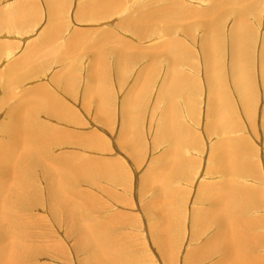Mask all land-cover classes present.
Returning a JSON list of instances; mask_svg holds the SVG:
<instances>
[{
    "label": "rangeland",
    "instance_id": "1",
    "mask_svg": "<svg viewBox=\"0 0 264 264\" xmlns=\"http://www.w3.org/2000/svg\"><path fill=\"white\" fill-rule=\"evenodd\" d=\"M64 1V7L55 13L57 36L52 37L50 46L43 47L47 50L35 54V59L32 57V66L28 63L30 66L17 75L11 90H7L8 65L21 59L26 47L40 44L48 33L51 35L47 29L52 15L47 0H0V128L7 121L8 110L22 99L44 93L39 98L55 104L54 109L48 104L49 110L43 109L35 115L36 125L51 136V155L90 169V173L83 171L76 179V200L87 207L85 217L78 221L82 224L87 221L92 228L100 224L106 229L105 236L112 240L113 253L116 251L117 255L112 260L117 264L217 262L220 255H213L214 242L208 243L217 228L213 220L208 227H202L195 214L211 209L207 198H198L206 189L215 187L208 197L222 201L217 198L216 188L223 185L226 176L217 165L223 164L228 151L230 156L237 153L232 159L239 165L240 175L233 173L226 178L232 177V182L244 188L239 194L237 185L227 188V192L235 195L232 199H238V207L230 214L236 219L247 217L256 221L257 231H254L258 233L253 234L260 235L262 240L264 73L261 69L264 68H261L260 51L264 48V0H226L228 3L221 8H215L216 0H115V4L109 3L111 6L95 0L101 5L89 16L79 13L90 0ZM29 3L37 11L36 17L31 15L28 22L18 21L23 27L16 25L14 12L17 11L13 10ZM241 4L246 5L242 23L248 25L245 31L241 30L243 48L246 46L249 53L245 59L241 50L242 60L237 62L247 63L245 77L250 79L249 89L245 88L244 93L233 76L231 54L232 34L240 24L238 20L236 23V7ZM171 7H175L176 17L168 14ZM210 9L215 13L220 10L214 18L217 26L212 43L221 45L213 49L216 50L213 56L214 62L217 59L221 65L222 81L211 80V63L204 50L207 24L201 16ZM151 13L157 14L154 16L157 20L154 24L150 20L142 34L141 30L135 31L125 24L130 17L135 21H141L138 18L142 15L146 20L151 19ZM180 16L184 18L179 21ZM165 44H169L168 48ZM154 50L157 52L151 54ZM63 51L67 54L60 53ZM64 74H70L68 80ZM93 76L98 81L96 86H92ZM103 85L107 92H103ZM217 92L218 106L226 112L221 115L224 122L215 112L211 113ZM248 100H251L249 104ZM221 123L225 126H219ZM218 143L221 148L230 143L234 152L220 153L221 161H218L215 152L219 150ZM47 169H52L49 160ZM37 175L40 179L34 178V188L39 189L41 203L33 211H22L17 231L19 235L26 231L29 238L24 237L21 243L40 252L37 264H87L84 251L78 249L76 231L70 229L71 220L52 212L48 184L40 173ZM163 182L170 186L169 191H165ZM200 183L207 188L199 191ZM164 209L168 210L165 216ZM14 215L12 226L18 222L17 208ZM160 227L167 231L164 232L167 253L159 248L156 239ZM257 236L251 240L264 243V238L261 241ZM252 248L251 263L255 264L253 261L258 258L264 264V249L258 244ZM193 250L197 251L196 255ZM88 257H91L89 253Z\"/></svg>",
    "mask_w": 264,
    "mask_h": 264
},
{
    "label": "bare ground",
    "instance_id": "2",
    "mask_svg": "<svg viewBox=\"0 0 264 264\" xmlns=\"http://www.w3.org/2000/svg\"><path fill=\"white\" fill-rule=\"evenodd\" d=\"M216 1L217 2H215V4H214L215 8H216V6H220V8H221V6L223 4L225 5L226 3H228V2H225L226 0H219V1L216 0ZM103 2L106 5H108V6H111V5H109V3L110 4H115L114 3L115 0H103ZM30 3L27 4L26 6L25 5H21V6L17 7V8L14 7L16 9L13 10V11H17V12H14L15 13L14 14V17H15L14 20L16 21L14 23L16 25H18L20 23L19 22L17 24L18 21H23V20L27 19L26 21L28 22V19L31 17V15H32V18H34L33 16L36 17V12L37 11L34 8H32V5ZM47 4H48V7H49L48 9L51 11V15L53 17V18L52 17L50 18V16H49V19L51 20V21L50 20L49 21L51 22V24H50V26L47 29V31L51 32V35L49 36V33H48L47 36H45L44 39H42V42L40 44L28 46V48L26 47V49H27L26 52H24L23 56L20 55L21 59L17 57L19 60L18 61L15 60L16 63L13 61L14 64H11V65L9 64L8 65L7 70H6V72H7L6 75H8L6 77V79H7V88L6 89L7 90H11L12 83L17 79V75L22 73L24 71V68H26L27 66L31 65L30 63H31L32 57L34 56V59H35L36 58L35 54H39L38 52H40L41 50H47L46 48L43 49V47L44 46H50L48 44L52 41L51 40L52 37L57 36L56 35V28H57L56 26H57V24H55V23H56V20L58 18H56L55 13H56V11H59V10H61L64 7L65 1L64 0H47ZM99 4L100 3L95 1V0H90L88 2L87 6H85L88 9L86 11H84L86 8L84 10H81L79 15L81 13L84 16H89V15L94 14L95 13L94 10H96L98 8ZM227 5H229V4H227ZM244 6H246V5L245 4H241L238 7H236V9H237V11H236V13H237L236 23H237V20H238L240 22V24L235 27V29L233 31V34H232L233 35L232 45H233L234 48H232V52H231V54H232V62H233V70L235 72V75H233V76H236L237 83H238L237 87H239L240 90H243V93H244V89L245 88L249 89V86H250L249 85L250 79L248 80V77L247 76L245 77V75H246L245 71L247 69L246 68L247 63L246 62H244V63H242V62L238 63L237 62L239 60H242V56H240V55H242V54H240L241 50H242V52L244 51L243 52L244 53L243 58H245V59H247L246 58L248 56L247 53H249L246 46H244V48H243V41H242L243 31H245V28L248 26L247 24H243L242 23L243 19H244V15H243V12H244L243 7ZM227 7H230V6H227ZM102 8H104V6ZM171 9L172 10L169 9L168 14L171 15V16L172 15L175 16L174 15V14H176L175 7H171ZM89 10H93V13H90ZM215 11H216V13L212 9L207 10L204 13V15L201 16L203 18H206V19H203V20H206V24H207V32L205 31V35L203 37L204 50H205V53H206V55L209 58L210 63H211L210 68H209L210 77H211V80H214V81H215V79H220V80L222 79L221 73H220L221 65H220V63H219V61L217 59L214 62V56H213V51H216V50H213V49L214 48L218 49L217 46L220 45L219 44L217 46H214L213 43H212L213 42V40H212L213 39V34H214V32L216 30V26H217V21L214 20V18L219 14L218 11H220V10H218V11L215 10ZM190 12H192V10ZM190 12H188V14L187 13L186 14L190 15ZM27 13H29V14H27ZM197 13L199 14L200 12L197 11ZM8 14L11 15V17H13L12 16L13 15L12 12H10ZM187 15L185 17H188ZM151 16H152V18H154V16L155 17L157 16V14L156 15L152 14ZM20 17H24V18L26 17V18L20 20ZM194 17H196V14L194 15ZM223 17H225V16H223ZM6 18H10V17L8 16ZM132 18L133 17L128 18V20H127V22H125V24L128 23L129 26L133 27L132 29L135 30V31L136 30H141V34H142L143 31H145L144 29H146V27H148L147 24L149 23L150 20H151V24H154L156 22V20H157L155 18H154L155 20H153L152 18L149 19L148 17H147V20H146V18L143 15L138 18V19H141V21H135V19H132ZM183 18L184 17L180 16V18L178 20L180 21V19H183ZM138 19H136V20H138ZM191 19H192V16H191ZM220 19H221V17H220ZM33 21H35V20H33ZM143 21H145V22H143ZM168 22H171V21H168ZM151 24H149V25H151ZM182 24H183V22H182ZM203 24H205V22ZM23 25L24 24L18 25V26H22L23 27ZM242 29H243V31H241ZM230 30L232 31V29H230ZM47 31H46V33H47ZM241 32H242V35H241ZM226 38H227V36H226ZM245 39H246V40H244L245 41V45H247L248 44L247 41H249V35L247 37H245ZM70 43H68V44L70 45ZM169 44H165L166 48H168ZM165 45H164V47H165ZM71 48H72V46H71ZM71 48H70V50H71ZM155 51L156 50H154L153 51L154 53L152 52L151 54H155ZM218 52H220V51H218ZM60 53L61 54H65V55L67 54L65 51L60 52ZM57 54L58 53H56V55ZM260 54L262 55V59H263V62H264V48L260 51ZM39 59H40V57H39ZM263 62H262V67L261 68H264L263 67L264 63ZM28 63L30 65H27ZM244 67H245V69H244ZM242 68L244 70H242ZM263 70L261 69L262 73H264ZM247 71L249 72V70H247ZM28 72L26 71L25 74H27ZM64 75H65L66 79L68 80L69 77H70V74H64ZM263 77H264V74H263ZM95 78L96 77L93 76V82L94 83L92 82L93 83L92 86L93 85L96 86L95 84H97V82H98L97 78L96 79ZM95 80H96V82H95ZM216 81H218V80H216ZM237 83H236V85H237ZM245 84H247V85L245 86ZM176 85L179 86V84H177V83H176ZM102 89H103V92H107L106 89H108V88L105 85H103ZM7 90H6V92H7ZM40 91L43 92L42 89ZM38 93L39 92H37V94ZM37 94H35V95L37 96ZM43 94H41V96ZM216 94H215V97H216L215 98L216 99L215 102H213V100H212V102H213L212 107L213 108L211 109L212 110L211 113L215 112L216 116L220 120H222V122H224L225 120L221 119L222 118L221 115L222 114L226 115V112H222L223 110L221 111L220 106H218L219 100H218L217 96H218L219 92H217ZM213 95H214V93H213ZM41 96H39V97H41ZM221 96H222V94H221ZM39 97H31L30 96L29 98L27 97L26 100L22 99L23 101L22 100H20V102L18 101L19 103H16L14 106H12L8 110L7 121L4 122V124L0 128V264H37L36 263V258L38 256V252L39 251L37 249H35V247H33V246H28V244H25V243L23 245L21 243L23 238L24 237H28L29 238V235L27 234L26 231H22L21 234L19 235V233L17 231V228L20 226V218H21L22 211L23 212H28L30 210L33 211V208L35 209L41 203V199H40V196H39V193H40L39 189L38 188L37 189L34 188L36 186L35 182H34V178H38V175H37L38 173H40V175H41L40 177H42L48 184L49 197H50L49 204H50V208H51L52 212L54 214H57L58 216L60 215L61 217L65 216L68 220H71L70 229H73V230L76 231L74 234L76 235V237L78 239V249L81 250V251L83 250L84 251L83 254L85 255V256L84 255L83 256H84V258H87L84 261H86L87 264H108L107 262L111 263V261H112L111 264H117L116 261H113L115 256H117V255H115L116 251H115V254L113 253V249H112L111 242H110L112 240H109L105 236V233H107L106 229L100 224L99 225H94L95 227H93V228L89 225L92 228L91 229L88 226V222L87 221L85 222V224H82V223H80L78 221V219L81 221L82 217H85L84 212H85L87 207H86L85 204H81V203H79V201L76 200L77 199V195H78V189L76 188V183H77L76 179L78 178V175H80V174H82L84 172H89L90 173V169H86V167L84 168L82 166V164L66 162L65 160L56 158L53 154L52 155L50 154L51 145L53 144L52 140H51V136L49 134H47V132H45L44 130H40L39 125H36V123L38 121L36 122V120H35L36 116L35 115L39 111H41L43 109H45V111L49 110L50 106H48V104H50L52 106V108L55 106V104L53 102L52 103L48 102L47 99H46V101L43 100V99H40ZM44 97H46V94L44 95ZM47 97H50V96L47 95ZM23 98H25V97H23ZM50 98H48V99H50ZM250 101L248 100L247 104H249ZM0 105H2V103ZM226 111H228V110H226ZM49 114H50V112H49ZM51 115H53V114H51ZM219 123H220V121H219ZM222 124L223 123H221L219 126H221ZM219 126H218V128H219ZM214 129H215V127H214ZM219 130H220V128L218 129V131ZM229 144L228 143L223 144V146L221 148L219 143H218L219 150L216 149L217 151H215L214 148H213V150L216 152V155H217L216 157H218L217 158L218 161H221L219 159L220 156H221L220 153L224 154V152H226L228 150H230L231 152L233 151L232 148L229 147ZM234 150H236V149H234ZM227 153H228V157L226 158V155H227L226 154L225 155L226 159H224L223 164L217 165V169L222 171L223 174L226 177L228 175H232L233 173L236 174V175H237V173H239V175H240L239 165L235 164L236 162L234 163L233 159H232V157L237 155V153H235L233 155L231 154L232 156L229 155V151ZM48 160L50 161V163L52 165V169H47ZM244 167H246V166H244ZM241 169H242V167H241ZM243 170H244V168H243ZM243 172H244L243 174H245V170ZM89 173H88V175H90ZM91 173L93 174L94 172H91ZM152 173L154 174V172H152ZM105 175H109V174L106 173ZM226 177H225V180L222 182L223 185L220 186L219 188H216L217 198H221V200H222L221 202L215 201L212 198L208 197V194L210 192H214L215 191V187L214 188H210V187H212L211 185L209 187L210 189H206L205 193H202L200 195V197H198L200 199H203V198L206 199L207 198V201L211 202L212 205L210 204L211 205V207H210L211 209H207L206 212H204L205 210H203V212H201L202 210H200L201 213H196L195 212L196 213L195 214V220L198 219L196 221H200V225L202 227H208L209 223L213 220V223L215 224V226L217 228L216 229V233L213 236H211L210 239L208 240V243H211V242L213 243L214 242L213 244L215 246V249H214L213 255H216V254L220 255V258L218 260H215V261H217L215 264H252L251 260H253L252 259V255L254 253V252H252V250H253L252 246L254 244L255 245L258 244L261 248L264 249V243L260 242L259 240L258 241L251 240V239H254L257 236V235H255L253 233H258V232L254 231V230L257 231V229H256L257 225L255 226L256 221L251 220L250 218L248 219L247 217L246 218H241L240 217L241 219L240 218L236 219V218L233 217V215L230 214L231 213L230 211H232L234 208L238 207V203H237L238 199L237 200L232 199V197L235 196V195L232 194L231 192H227L226 191L227 188L231 187L232 185H237V187L239 189V192H237V194L242 193L241 192V188L242 189H244V188L242 186H240V184H236V183L232 182V177H229L228 180H227ZM38 179H40V178H38ZM148 179H149V177H147V180ZM194 181H195V178H194ZM235 181H236V179H235ZM162 184L161 185L166 188L165 189L166 192L170 190V186L167 183L163 182ZM164 187L162 189H164ZM205 188H207V185L201 184V187H199L198 189H199V191H203V189H205ZM165 191H164V193H165ZM234 200H235V202H234ZM201 202H202V200H201ZM205 204H207V203H205ZM180 206L183 207V205H180ZM16 208H17L18 222H17L16 226H15L14 223H13V226H12L11 225V220L12 221L16 220V216L15 215L12 216L13 212H14V210ZM168 210L165 211V209H164L165 213H163L162 215L163 216L167 215ZM194 210H195V208H194ZM179 211H178V213H179ZM167 220H168V218H167ZM196 221L193 220V222H196ZM257 221H258V219H257ZM261 221L264 222V218H263V220L261 219ZM164 223H166V222H164ZM263 225L264 224L262 223V227H263ZM21 226H22V224H21ZM167 226H166V228H169ZM155 228L156 227H154V229ZM165 231L166 230H165L164 227H160L159 229L156 230V232H158L157 235H156V239H157V242L159 244V248H161V250L164 251V252H165L166 247H167L166 243H168V242H165V238H164V235L166 234V233H164ZM92 234H94V235L92 236ZM249 234L251 235L250 240L248 238V237H250ZM259 236H257V237L261 240V238H260L261 236L260 237ZM263 238H264V236H263ZM263 238H262V240H263ZM16 244H17V246H15ZM193 252H194V250H193ZM196 252H194L195 255H196ZM88 253L91 255V257H88ZM165 253H167V252H165ZM107 254H109L108 257L106 256ZM111 255H113V256H111ZM166 255L170 256L171 254H166ZM105 256H106V258H104ZM261 256H263V255H261ZM112 258H113V260H112ZM168 258L167 259L170 260V257H168ZM107 259H110V261H107ZM89 260L92 263L89 262ZM256 260H254L253 263L254 262H255V264H260L261 263V262L259 263L260 260L258 258H256ZM105 261H107V262H105ZM262 263H263V261H262ZM119 264H127V263L126 262L125 263H121L120 262Z\"/></svg>",
    "mask_w": 264,
    "mask_h": 264
}]
</instances>
